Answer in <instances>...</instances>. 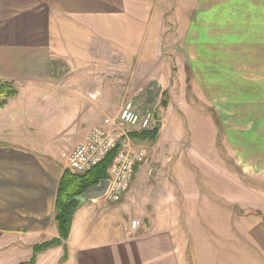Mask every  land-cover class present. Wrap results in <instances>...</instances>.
Returning a JSON list of instances; mask_svg holds the SVG:
<instances>
[{"label": "rangeland", "instance_id": "374dc122", "mask_svg": "<svg viewBox=\"0 0 264 264\" xmlns=\"http://www.w3.org/2000/svg\"><path fill=\"white\" fill-rule=\"evenodd\" d=\"M136 10L142 14L138 18L104 15L82 17L81 22L57 15L54 24L60 26L53 54L69 64H56L55 73L71 74L73 81L58 82L66 89L62 87L54 99L23 95L35 101L31 111L21 106L19 111L11 107L0 112L16 120L15 127L0 128V141L37 150L47 160L68 168L70 152L84 144L92 127H104L105 119L111 118L115 121L112 127L120 135L125 133L117 144L121 142L122 150L134 151L139 148L134 147L136 140H144L131 133L143 131L119 122L122 109L131 101L139 113L152 115L150 129L156 121L165 124L159 145L163 149L153 153L146 145L156 141L144 144L149 158L143 166L146 175L140 180L144 196L151 194L158 201L166 195L173 198V204L180 200V193L174 195L176 200L171 190L162 193L166 188L198 186L199 194L184 199L188 208L200 215L204 209H220L210 212V226L200 221L198 225L187 223L185 211L184 217L179 211L178 220L171 216L166 229L175 233L178 242L183 239L184 263L195 264L196 249L203 251L204 264H257L247 247L226 242L245 241L252 248L244 236L248 223L240 219L252 220L245 216L254 210L253 205L264 203V2L147 0L137 1ZM147 10L151 17H146ZM44 89L42 94L50 91ZM64 110L71 113V121L66 120ZM158 155L164 156L162 162L152 159H159ZM127 192L113 203L84 201L76 212L84 207L91 217L83 223V210L74 213L78 218L74 236L83 232L107 241L123 236L134 220L140 221L134 230L139 232L144 222L138 211L131 204L126 212L121 207ZM111 206L119 207L116 214H110ZM161 211L160 207L146 210L157 214L156 219H147L152 231L158 230ZM70 237L63 244L67 252V244L71 247L73 242ZM207 243L214 249L206 247Z\"/></svg>", "mask_w": 264, "mask_h": 264}, {"label": "crops", "instance_id": "0c3cea01", "mask_svg": "<svg viewBox=\"0 0 264 264\" xmlns=\"http://www.w3.org/2000/svg\"><path fill=\"white\" fill-rule=\"evenodd\" d=\"M137 1L147 2V0H0V78L14 81L19 89V94L11 98L7 105L0 109V112H6L11 107L15 108L13 110L19 111L21 106L29 108L31 111V105L35 101L25 98L23 95L32 94L33 96L35 94L54 99L56 93H61V88L66 87L58 82L73 81L70 77L71 74L55 73L56 64L63 63L66 67L69 64L67 59L61 62L53 54L56 45L55 32L60 26L59 23L54 24L57 15L71 17L80 22L82 17L93 18L104 15H116V17L122 18L137 17L142 15L139 13L141 11L136 10ZM245 1L240 0L243 3ZM257 1L264 2V0ZM149 16H152V12L147 10L146 17ZM146 44L140 43V46ZM151 46L152 44H149V49ZM130 49L135 48L132 46ZM41 84L46 85L40 86ZM59 85L57 91L56 87ZM20 86L23 87V90L20 89ZM45 87L50 91L47 90V93L42 94ZM95 92L98 93L97 90ZM97 96L99 95L97 94ZM65 110L63 113L68 120L71 113L69 112L67 115ZM71 120L72 118H70ZM15 122L16 120L11 117L0 113L1 129L15 127ZM86 126L87 124L83 123V127ZM164 127L165 124L158 131L157 138L153 140L156 141L155 145L153 143L152 146H148L145 141L136 140L137 143L134 147L146 145L148 151L150 148L153 153L160 151L163 149L159 145ZM163 157L158 155L159 159H152L160 160ZM147 159L149 160V158ZM147 159L136 168L131 188L126 193L125 202L121 206L122 210L126 212L127 207L131 204L138 211L137 215L143 218L144 224L139 232L129 234L126 227L123 236L110 238L107 241L90 238L88 234L83 235V232L76 233L74 236V225L78 219L76 215L70 235L73 242L71 247L67 244L68 259H63L65 250L64 240H62L61 246H55L39 253L36 264H185V253L182 249L183 239L178 242L175 233L166 229L171 225V216L176 215L175 218L178 220L179 211L183 212L181 213L183 217L185 211L187 223L196 222L198 225L200 221L204 225L210 226L212 225L210 212L220 211V209L217 207L213 210L204 209L205 211L202 210V215H200L195 209L188 208L190 205L187 201L184 202V199H187L189 194H199L198 186L183 189L179 185L175 191L173 188H166L162 191L163 194H169L171 190L174 197V195H178V192L180 193L179 197L177 196L180 200L174 201L173 204H171L173 198L170 200V197L166 198V195L158 201L151 194L149 197H145V193L141 190L144 188L140 180L146 175V168L143 166ZM153 167L158 169L159 166L153 165ZM63 170L64 168L47 160L37 150L0 141V264L27 262L33 255L35 245L60 238L55 215L59 182ZM206 189L213 192L212 188L206 187ZM178 198L175 199L178 200ZM255 205H253L254 210L245 216H250L252 220L240 219L243 224L248 223L249 227L244 236L250 240L252 248H249L245 241H238L235 244L226 243L229 246L234 245L236 248L238 246L240 248L247 247L255 255L257 264H264V203L258 202ZM111 207L110 214H116L119 207ZM159 207L162 211L159 214L158 230L152 231L150 227H147L150 226V221L147 219L151 217L156 219L157 214L146 213V210L154 211ZM172 209L176 211V214L172 212ZM82 210L84 213L81 221L84 223L91 215L84 207L80 208L76 214H82ZM206 214H208V219L205 218ZM201 216L204 222L201 221ZM177 223L179 224V222ZM193 241H195L194 238ZM205 246L211 250L214 249L211 248L210 243ZM196 248L199 250V245ZM207 254L216 258L212 251ZM195 255V264H204L203 251L199 252L195 249Z\"/></svg>", "mask_w": 264, "mask_h": 264}, {"label": "built area", "instance_id": "2783aa9c", "mask_svg": "<svg viewBox=\"0 0 264 264\" xmlns=\"http://www.w3.org/2000/svg\"><path fill=\"white\" fill-rule=\"evenodd\" d=\"M114 120L105 119L104 127L94 126L90 129L83 145L77 146L67 157V167L79 174H84L98 165L106 155L116 147L117 141L124 139V134L117 132L113 128ZM119 122L121 125H127L132 128H139L145 131L151 128L154 119L151 114L139 113L133 102H129L122 109ZM106 129V130H103ZM131 131H127L130 134ZM124 141V140H123ZM120 150L108 169V177L111 180V186L103 198L104 201L111 203L119 201L130 188L136 168L147 159V148L140 146L138 149ZM140 226L139 220L131 223L129 234H134V230Z\"/></svg>", "mask_w": 264, "mask_h": 264}, {"label": "trees", "instance_id": "16d2710c", "mask_svg": "<svg viewBox=\"0 0 264 264\" xmlns=\"http://www.w3.org/2000/svg\"><path fill=\"white\" fill-rule=\"evenodd\" d=\"M19 94V89L14 81L0 78V109L4 108L11 98ZM166 105V102H164ZM135 139L154 140L158 136V130L154 132L151 129L141 133H131ZM121 142L113 148L106 157L90 171L79 174L64 168L59 182L55 220L58 225L59 239H51L34 246L33 255L27 262L20 264H36L37 256L52 247L62 244V240H68L71 234V227L74 213L80 207L81 203L76 199L87 187L97 184L101 179L108 177V169L114 160L116 154L122 149ZM65 254L63 259L68 258L67 247L64 246Z\"/></svg>", "mask_w": 264, "mask_h": 264}, {"label": "water", "instance_id": "95a60500", "mask_svg": "<svg viewBox=\"0 0 264 264\" xmlns=\"http://www.w3.org/2000/svg\"><path fill=\"white\" fill-rule=\"evenodd\" d=\"M162 123L156 121L151 131L158 130L160 131ZM111 186V180L109 178L101 179L97 184L87 187L80 195L76 197L77 200L82 204L84 201L93 200L98 201L101 198H104L108 193Z\"/></svg>", "mask_w": 264, "mask_h": 264}]
</instances>
